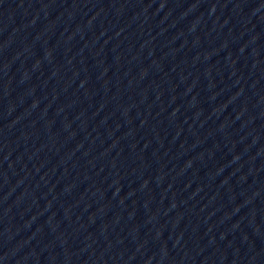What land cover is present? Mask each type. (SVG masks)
Returning <instances> with one entry per match:
<instances>
[{
	"label": "water",
	"instance_id": "95a60500",
	"mask_svg": "<svg viewBox=\"0 0 264 264\" xmlns=\"http://www.w3.org/2000/svg\"><path fill=\"white\" fill-rule=\"evenodd\" d=\"M0 264H264V0H0Z\"/></svg>",
	"mask_w": 264,
	"mask_h": 264
}]
</instances>
